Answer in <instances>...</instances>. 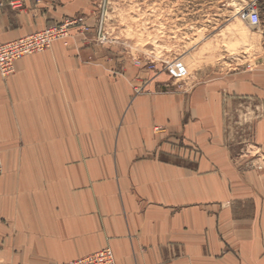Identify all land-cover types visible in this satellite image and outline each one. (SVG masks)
<instances>
[{
  "label": "crops",
  "instance_id": "0c3cea01",
  "mask_svg": "<svg viewBox=\"0 0 264 264\" xmlns=\"http://www.w3.org/2000/svg\"><path fill=\"white\" fill-rule=\"evenodd\" d=\"M85 2L0 0V38ZM73 38L0 73V264H62L104 247L117 264H264L254 184L264 175L225 143L244 104L264 105V68L217 78L215 93L156 94L151 78L138 93L133 75H113ZM252 119L241 151L264 161V112Z\"/></svg>",
  "mask_w": 264,
  "mask_h": 264
},
{
  "label": "rangeland",
  "instance_id": "374dc122",
  "mask_svg": "<svg viewBox=\"0 0 264 264\" xmlns=\"http://www.w3.org/2000/svg\"><path fill=\"white\" fill-rule=\"evenodd\" d=\"M85 1L79 15L73 16H83L85 27H71L75 31L70 29L72 43L90 48L89 59L108 63L113 75H133L131 85L138 93L144 92L150 78L155 80L156 94L194 93L205 84L209 93H215L210 83L217 78L264 68V0ZM250 7L259 13L257 23L246 15ZM70 38L65 45L70 44ZM247 107L228 120L229 131L234 133L225 143L233 146L239 160L256 161L246 172L263 177L264 161L259 152L253 148L241 151L248 141L241 128L252 124L254 116L258 119L264 105L256 102L255 113ZM254 184L258 189L264 187L259 180Z\"/></svg>",
  "mask_w": 264,
  "mask_h": 264
},
{
  "label": "built area",
  "instance_id": "2783aa9c",
  "mask_svg": "<svg viewBox=\"0 0 264 264\" xmlns=\"http://www.w3.org/2000/svg\"><path fill=\"white\" fill-rule=\"evenodd\" d=\"M251 8V7H250ZM247 9L250 21L257 23L259 13L255 8ZM73 26L85 27L83 16L68 17L62 23L53 24L46 28L24 35L11 41H3L0 38V73L7 77L15 71V62L20 58L42 52L52 46L55 41L68 43L71 36L70 29ZM3 171L2 153L0 150V174ZM62 264H117L114 251L111 247H104L72 261Z\"/></svg>",
  "mask_w": 264,
  "mask_h": 264
}]
</instances>
